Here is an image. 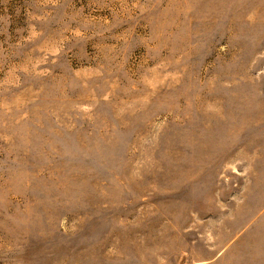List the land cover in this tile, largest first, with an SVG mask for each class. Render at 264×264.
Segmentation results:
<instances>
[{
	"label": "rangeland",
	"instance_id": "obj_1",
	"mask_svg": "<svg viewBox=\"0 0 264 264\" xmlns=\"http://www.w3.org/2000/svg\"><path fill=\"white\" fill-rule=\"evenodd\" d=\"M0 264H264V0H0Z\"/></svg>",
	"mask_w": 264,
	"mask_h": 264
}]
</instances>
